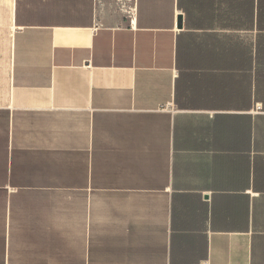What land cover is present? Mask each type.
Returning <instances> with one entry per match:
<instances>
[{
	"label": "crops",
	"instance_id": "0c3cea01",
	"mask_svg": "<svg viewBox=\"0 0 264 264\" xmlns=\"http://www.w3.org/2000/svg\"><path fill=\"white\" fill-rule=\"evenodd\" d=\"M264 264V0H0V264Z\"/></svg>",
	"mask_w": 264,
	"mask_h": 264
},
{
	"label": "built area",
	"instance_id": "2783aa9c",
	"mask_svg": "<svg viewBox=\"0 0 264 264\" xmlns=\"http://www.w3.org/2000/svg\"><path fill=\"white\" fill-rule=\"evenodd\" d=\"M201 264H208L207 262H202Z\"/></svg>",
	"mask_w": 264,
	"mask_h": 264
}]
</instances>
